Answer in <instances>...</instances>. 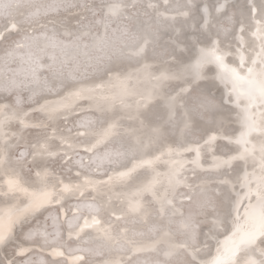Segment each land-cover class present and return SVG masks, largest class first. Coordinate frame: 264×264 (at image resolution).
<instances>
[{
  "label": "snow or ice",
  "instance_id": "obj_1",
  "mask_svg": "<svg viewBox=\"0 0 264 264\" xmlns=\"http://www.w3.org/2000/svg\"><path fill=\"white\" fill-rule=\"evenodd\" d=\"M0 264H264V0H0Z\"/></svg>",
  "mask_w": 264,
  "mask_h": 264
},
{
  "label": "bare ground",
  "instance_id": "obj_2",
  "mask_svg": "<svg viewBox=\"0 0 264 264\" xmlns=\"http://www.w3.org/2000/svg\"><path fill=\"white\" fill-rule=\"evenodd\" d=\"M69 2L71 3V2H73V0H69ZM81 155H83V153H81ZM74 159H79V156H74ZM73 204H75V201L74 200H70L67 204H65L66 210H69L68 211L69 218H71L70 208H71V206ZM45 215H47V213ZM65 227H66V225H65Z\"/></svg>",
  "mask_w": 264,
  "mask_h": 264
}]
</instances>
